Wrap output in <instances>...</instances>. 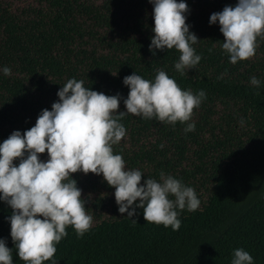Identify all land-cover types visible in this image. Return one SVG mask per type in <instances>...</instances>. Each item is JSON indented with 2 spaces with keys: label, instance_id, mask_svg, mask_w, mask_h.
<instances>
[{
  "label": "trees",
  "instance_id": "1",
  "mask_svg": "<svg viewBox=\"0 0 264 264\" xmlns=\"http://www.w3.org/2000/svg\"><path fill=\"white\" fill-rule=\"evenodd\" d=\"M177 2L188 6L186 23L202 57L184 75L175 70L180 55L175 49L155 55L149 50L154 37L149 0H0V69L12 72L0 71V143L34 127L72 78L92 91L119 94L118 112L127 111L123 80L134 72L154 81L164 70L182 90L206 93L190 121L194 131L186 133L179 122L128 114L120 121L126 137L113 146L128 170L142 172V185L148 178L160 182L161 172L171 175L194 188L199 209L180 212L181 227L173 231L147 223L140 208L134 224L114 203L82 238L71 226L66 229L56 246L58 264H231L238 248L253 264H264V40L258 39L253 59L233 65L222 49L220 25L210 24V16L238 0ZM253 76L258 88L250 83ZM90 177L75 181L92 187ZM12 211L0 200V239L12 250L13 264H24L10 234Z\"/></svg>",
  "mask_w": 264,
  "mask_h": 264
},
{
  "label": "clouds",
  "instance_id": "2",
  "mask_svg": "<svg viewBox=\"0 0 264 264\" xmlns=\"http://www.w3.org/2000/svg\"><path fill=\"white\" fill-rule=\"evenodd\" d=\"M149 2L154 6V37L149 50L153 55L155 50L179 52L174 67L181 75L195 69L202 57L193 47L199 40L186 23L187 4L177 0ZM217 22L225 38L222 49L230 63L250 61L256 56L258 39L264 40V0H238L235 7L226 6L210 16V24ZM0 71L5 76L12 74L6 66ZM123 83L129 88L124 100L126 112H118L119 94L92 91L84 86V80L72 78L58 91L59 102L52 104L51 111L44 109L34 127L23 135L14 131L0 143V200L13 210L10 234L24 264H58L56 246L67 237L66 229L71 226L77 238H82L92 228L93 216L86 211L82 191L71 178L78 172L102 175L115 189L119 213H127L134 224L131 218L140 208L147 223L177 231L180 212L199 209L201 201L194 188L171 175L161 172L160 182L148 178L142 185V172L128 170L123 156L114 154L113 146L126 137L120 121L128 114L173 126L179 122L186 124V133L194 131L195 124L190 121L206 93L182 90L164 70L157 71L154 81L134 72ZM250 83L260 86L255 76ZM45 152L49 159L42 162L39 154ZM17 159L19 166L14 164ZM0 264H13V252L3 239ZM231 264H253V257L238 248Z\"/></svg>",
  "mask_w": 264,
  "mask_h": 264
},
{
  "label": "rangeland",
  "instance_id": "3",
  "mask_svg": "<svg viewBox=\"0 0 264 264\" xmlns=\"http://www.w3.org/2000/svg\"><path fill=\"white\" fill-rule=\"evenodd\" d=\"M48 159L49 157L45 155L42 157L41 161L47 162ZM83 176H85V174H81L78 172L72 174L71 178H74L75 180ZM90 179L93 180L94 182L92 187L84 183L82 184L81 187L80 184L77 183V187L82 191V199H84L86 202L85 203L86 211L88 212V214L93 216V223H94L98 219L97 216L99 215L108 216L111 211L112 205L116 203V201L114 195L115 191L108 192V190L105 188V186H107V182L104 180L102 175L98 176L91 173ZM102 183H104L103 184L104 187L102 186ZM107 199L109 200L110 203H106ZM92 204H94V206Z\"/></svg>",
  "mask_w": 264,
  "mask_h": 264
}]
</instances>
